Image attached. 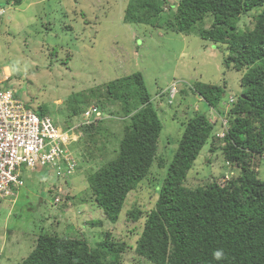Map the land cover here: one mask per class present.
<instances>
[{
  "label": "rangeland",
  "instance_id": "rangeland-1",
  "mask_svg": "<svg viewBox=\"0 0 264 264\" xmlns=\"http://www.w3.org/2000/svg\"><path fill=\"white\" fill-rule=\"evenodd\" d=\"M6 1L0 0V80L36 114L42 108L56 126L66 130L70 122L78 125L81 120L67 108L70 96L140 72L162 124L157 159L161 157L168 165L177 148L182 123L193 113L203 112L214 124L215 137L195 160L187 184L195 188L213 179L221 184L239 174L227 166L220 153L222 144L216 141L221 138V125L225 127L226 120L189 91L188 84L198 81L220 86V108L227 112L242 90V72L225 68L224 48L201 39L196 33L199 25L185 35L124 23L128 0H23L20 5ZM177 1L168 0L174 6ZM174 10L164 11L163 24L173 19ZM242 18L245 27L250 17ZM210 21L205 17L203 26L208 27ZM168 89L175 98L169 99ZM181 90L187 95L180 94ZM158 91L164 93L162 99ZM82 105L97 107L92 100ZM97 108L104 115L97 123L101 129L93 132L94 138H87L76 128L80 138L68 146L77 156L79 168L69 180L72 189L65 186L59 203L53 202L55 191L50 192L45 185L50 180L57 185L61 182L53 176L47 178L42 169L31 172L24 167L21 171L25 184L19 198L14 203L11 199L0 201V264H19L40 233L82 236L90 246L109 233L111 241L126 245L121 264H150L137 258L132 248L143 219L134 222L126 212L134 207L142 212L153 207L164 170L152 166L147 178L129 194L117 223L106 222L101 210L87 201L86 177L113 156L122 125L118 107ZM211 147L216 150L211 152ZM250 164L264 180V157H256ZM67 191L69 200L64 199ZM95 221L102 224L89 225Z\"/></svg>",
  "mask_w": 264,
  "mask_h": 264
},
{
  "label": "trees",
  "instance_id": "trees-1",
  "mask_svg": "<svg viewBox=\"0 0 264 264\" xmlns=\"http://www.w3.org/2000/svg\"><path fill=\"white\" fill-rule=\"evenodd\" d=\"M22 1L6 3L20 5ZM174 8L173 19L163 24L164 11ZM246 15L250 23L244 27L241 20ZM205 17L211 18L208 27L203 26ZM123 22L185 35L199 25L196 33L201 39L224 48L222 64L242 72V90L230 109L220 108V86L198 81L188 85L189 91L226 120L223 137L216 141L222 144L220 153L227 166L239 174L221 184L214 179L195 188L187 184L195 160L215 137L214 124L203 112H192L182 123L168 165L157 159L162 124L142 74L135 72L68 98L67 108L78 117L87 107L82 104L91 100L97 107L119 108L122 135L113 156L87 175V201L101 210L106 222L116 224L129 194L156 165L164 175L157 184L153 207L126 212L134 222L143 219L132 247L137 258L150 264H264V180L250 164L264 157V0H178L175 6L168 0H128ZM179 93L187 95L185 90ZM157 96L162 99L164 93L158 91ZM168 97L172 99L170 90ZM39 111V116L45 115L42 108ZM103 118L80 126L82 136L94 138ZM125 250L126 245L111 241L109 233L95 246L82 236L40 233L19 264H121ZM216 250L223 251V259H214Z\"/></svg>",
  "mask_w": 264,
  "mask_h": 264
},
{
  "label": "built area",
  "instance_id": "built-area-1",
  "mask_svg": "<svg viewBox=\"0 0 264 264\" xmlns=\"http://www.w3.org/2000/svg\"><path fill=\"white\" fill-rule=\"evenodd\" d=\"M173 96L170 92V97ZM103 116L97 107L89 106L80 115L78 125L60 129L52 118L39 116L27 107L0 80V201L12 199L24 187L21 171L24 167L31 172L42 169L43 174L61 182L50 187L56 193L53 202L59 203L60 193L79 168L77 156L68 148L80 137V134L76 136L75 129ZM219 136L223 137V133Z\"/></svg>",
  "mask_w": 264,
  "mask_h": 264
},
{
  "label": "clouds",
  "instance_id": "clouds-1",
  "mask_svg": "<svg viewBox=\"0 0 264 264\" xmlns=\"http://www.w3.org/2000/svg\"><path fill=\"white\" fill-rule=\"evenodd\" d=\"M173 98H175V95L172 97V99ZM223 119V118H222ZM70 125H72L71 124V122L69 123V125L68 126H70ZM79 129V128H78ZM80 138V137H79ZM78 141V140H77ZM66 187H64V189H65ZM68 189H69V187H68ZM50 192L51 191H53V190H49ZM69 193V191H67V192H65V198L64 199H66V197H68V194ZM68 194V195H67ZM53 195H56V193H54ZM69 205H70V203H69ZM213 257H214V259H216V260H220V259H223V251L222 250H216L214 253H213Z\"/></svg>",
  "mask_w": 264,
  "mask_h": 264
},
{
  "label": "crops",
  "instance_id": "crops-1",
  "mask_svg": "<svg viewBox=\"0 0 264 264\" xmlns=\"http://www.w3.org/2000/svg\"><path fill=\"white\" fill-rule=\"evenodd\" d=\"M75 143V142H74ZM45 175V174H44ZM46 176V175H45ZM47 178H49L50 176H46ZM48 184V185H47ZM46 185H45V188H47V190H50V187L51 186H56L57 184H56V182H51V180L47 183ZM68 186H71V188H69V189H72V185H68ZM22 189V188H21ZM21 189L17 192V194H16V196L15 197H13L11 200H10V202H15L16 201V199L17 198H19V196H20V192H21ZM66 189V188H65ZM64 189V190H65ZM30 249H32V248H30Z\"/></svg>",
  "mask_w": 264,
  "mask_h": 264
},
{
  "label": "bare ground",
  "instance_id": "bare-ground-1",
  "mask_svg": "<svg viewBox=\"0 0 264 264\" xmlns=\"http://www.w3.org/2000/svg\"><path fill=\"white\" fill-rule=\"evenodd\" d=\"M137 204V203H136Z\"/></svg>",
  "mask_w": 264,
  "mask_h": 264
},
{
  "label": "water",
  "instance_id": "water-1",
  "mask_svg": "<svg viewBox=\"0 0 264 264\" xmlns=\"http://www.w3.org/2000/svg\"><path fill=\"white\" fill-rule=\"evenodd\" d=\"M69 125V124H68Z\"/></svg>",
  "mask_w": 264,
  "mask_h": 264
}]
</instances>
